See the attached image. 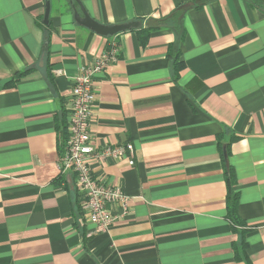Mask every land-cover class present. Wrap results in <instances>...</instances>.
Returning <instances> with one entry per match:
<instances>
[{
  "label": "crops",
  "instance_id": "obj_1",
  "mask_svg": "<svg viewBox=\"0 0 264 264\" xmlns=\"http://www.w3.org/2000/svg\"><path fill=\"white\" fill-rule=\"evenodd\" d=\"M80 1L100 23L143 28L179 10L185 37L102 36L75 21L71 0L51 4V86L45 0H0V264H264V0ZM105 55L93 147L134 146L132 164L129 152L89 160L131 198L108 232L83 218L75 174L61 172L57 121L74 76ZM226 165L245 226L228 217ZM243 229L247 262L234 246Z\"/></svg>",
  "mask_w": 264,
  "mask_h": 264
},
{
  "label": "built area",
  "instance_id": "obj_2",
  "mask_svg": "<svg viewBox=\"0 0 264 264\" xmlns=\"http://www.w3.org/2000/svg\"><path fill=\"white\" fill-rule=\"evenodd\" d=\"M110 53L111 58L116 59L118 47H114ZM108 58L109 55H105L87 68L84 74L73 78V87L66 103L68 137L59 159L62 173L72 171L75 174L83 218L95 224L98 231L102 232H108L118 220L126 217L131 198L120 186H114L103 171H97L89 160L95 157L101 165L109 157L118 158L129 152V163L134 162L132 143L108 146L102 151H96L93 147L90 126L96 88L92 80L95 72L102 69Z\"/></svg>",
  "mask_w": 264,
  "mask_h": 264
},
{
  "label": "trees",
  "instance_id": "obj_3",
  "mask_svg": "<svg viewBox=\"0 0 264 264\" xmlns=\"http://www.w3.org/2000/svg\"><path fill=\"white\" fill-rule=\"evenodd\" d=\"M46 1V0H45ZM71 3L73 5V9L77 8L80 9L78 3L75 0H71ZM139 21L141 23V26L143 24L142 21L140 20H135ZM160 27H138L135 29L131 30H136L139 33L141 31H151V30H156L159 28H171L175 30L177 33V38L178 41H182L185 37V27H184V17L182 15V12L179 10L173 11V13L165 18H162L159 20ZM39 25L44 29L45 31V39H44V44L42 48V54H41V59L45 62V71H46V76L51 84L53 86V80L50 74V43H51V38H50V28H51V20L49 21V24H44L43 22V15L40 18ZM173 52H175V49H172ZM173 61L175 65H179V57H180V50H178L175 54H171ZM34 68H27L23 71H19L16 73L13 77V82L16 80H19L20 78L24 77L28 73H30ZM57 121H60V124L58 126L59 132L62 133V139H63V149L65 146L66 139L68 137V131H67V110L66 108L63 107L61 110V113L57 117ZM63 152V150H62ZM61 152V154H62ZM225 176H226V182H227V211H228V217L232 221L233 226L236 227L237 225L245 226V222L241 220L239 214H238V207H239V199H240V194L238 191L235 190V186L237 184L236 176L234 170L226 165L225 167ZM246 229H243L240 235V242L234 243L235 246V254L237 260H245L247 262V254L245 253V248H246V242L244 239V233Z\"/></svg>",
  "mask_w": 264,
  "mask_h": 264
},
{
  "label": "water",
  "instance_id": "obj_4",
  "mask_svg": "<svg viewBox=\"0 0 264 264\" xmlns=\"http://www.w3.org/2000/svg\"><path fill=\"white\" fill-rule=\"evenodd\" d=\"M80 9L74 8V18L75 21L86 28L93 30L94 32L102 35V36H112L118 34L120 32H124L127 30L135 29L141 26L139 21H130L127 23L120 24H103L99 21L95 20L87 11L85 6L81 3L80 0H75ZM51 0L45 1V10L43 15L44 24H49L50 14H51ZM158 22L154 19H149L146 21V26H155Z\"/></svg>",
  "mask_w": 264,
  "mask_h": 264
},
{
  "label": "rangeland",
  "instance_id": "obj_5",
  "mask_svg": "<svg viewBox=\"0 0 264 264\" xmlns=\"http://www.w3.org/2000/svg\"><path fill=\"white\" fill-rule=\"evenodd\" d=\"M51 3L53 5V10L56 7H61V8H67L68 4H67V0H51Z\"/></svg>",
  "mask_w": 264,
  "mask_h": 264
}]
</instances>
